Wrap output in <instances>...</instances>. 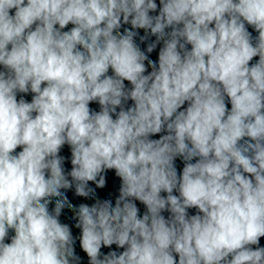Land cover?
<instances>
[{"label": "clouds", "instance_id": "1", "mask_svg": "<svg viewBox=\"0 0 264 264\" xmlns=\"http://www.w3.org/2000/svg\"><path fill=\"white\" fill-rule=\"evenodd\" d=\"M261 238L264 0H0V264H264Z\"/></svg>", "mask_w": 264, "mask_h": 264}]
</instances>
